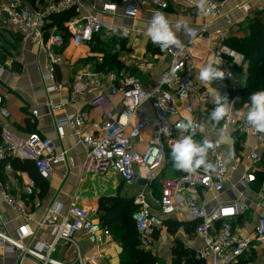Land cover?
<instances>
[{"label":"built area","instance_id":"obj_1","mask_svg":"<svg viewBox=\"0 0 264 264\" xmlns=\"http://www.w3.org/2000/svg\"><path fill=\"white\" fill-rule=\"evenodd\" d=\"M99 4L94 15L70 21L66 24L67 33L61 31L52 16L77 8V0H50L46 7L32 9L26 0H0V29L14 32L25 41L36 45L49 58L50 73L45 80H54V67L62 62L60 50L69 41L75 45L91 46L103 32H114L117 28L127 34L134 30L138 15L146 10L165 11L168 0H95ZM229 0H206L201 16L204 24L195 37L182 41V48H169L155 54L157 61L169 59L167 69L144 85L141 78L125 71L103 70L102 72H83L75 77L72 97L93 93L88 105L101 111L102 122L90 126L88 111L82 110L58 121L60 137L64 129L71 127L79 144L87 148L86 171L93 174H117L128 185L144 179L147 185L153 184L160 170L171 161V147L180 139L177 125L185 120L179 114L181 107L194 126L189 133L195 140L205 138L215 142L223 129L229 136L227 144H215L209 150L208 161L214 170L204 171L203 167L195 173L180 170L172 178L161 182V195L158 209L149 202L150 193L142 192L134 199L137 210L132 219L136 225L140 244L144 248L154 245L153 235L163 226V216L177 220L185 214L188 221L195 222L196 233L202 240V248L197 259L203 264H253L255 256L264 247V218L248 219L254 211L264 210V181L255 189L262 171L261 146L264 133L257 132L240 115L247 106L232 107L231 113L219 124H215L210 113L215 107L201 82H197L192 71L207 63V59L197 53V43L208 33L211 26L216 30L215 45L210 48L212 58H220L226 72L231 77L213 82L218 91L235 100L233 94L241 86L237 74L247 67L244 54L231 48L227 40L231 36L234 21L225 10ZM255 2V6L251 3ZM122 13L119 14V10ZM235 9L245 18L251 13H264L261 0H243ZM120 16L124 26L116 24L114 18ZM150 39V38H149ZM151 40V39H150ZM152 42V41H151ZM104 63L103 59H99ZM143 72L156 71L153 61L139 64ZM106 81V86L102 85ZM166 81V82H162ZM62 84L48 87L53 93L63 89ZM121 96L120 112L115 113L113 98ZM231 103V101H230ZM62 108L60 105L51 107ZM50 112V108H47ZM172 118H176L172 121ZM11 113L5 97L0 95V194L2 201L23 219L15 236L10 235L0 216V250L4 254L29 256L40 264H100L99 252H93L87 259L77 253L74 263L60 261L53 256L60 245L76 244V237L84 234L94 249H101L112 239L109 229L94 220L89 212L72 206L62 215V206H51L42 221L33 226L34 210L42 208L38 199L40 189L35 180L23 185L22 200L12 194L9 183L17 185L14 159L29 160L35 165L39 175L48 180L55 167L66 164L67 153L57 155L51 140L33 133L26 140H17L9 133ZM151 130L144 152L135 149L145 131ZM254 142V145L251 143ZM144 171V175L140 174ZM50 231V242L37 240L40 228Z\"/></svg>","mask_w":264,"mask_h":264},{"label":"crops","instance_id":"obj_2","mask_svg":"<svg viewBox=\"0 0 264 264\" xmlns=\"http://www.w3.org/2000/svg\"><path fill=\"white\" fill-rule=\"evenodd\" d=\"M242 1L229 0L226 4L225 10L230 12L234 21L231 36L228 38L227 43L244 40L249 37L251 34L250 27L257 18L261 17L264 22V13H251L248 18H245L241 12H238L235 7ZM261 1L264 3V0ZM26 2L32 9H37L46 7L50 3V0H37L35 5H32L28 0ZM77 2V8L70 10L76 12V17L71 21L94 15L100 9L99 4H96L95 0H77ZM168 2L170 7L165 11L159 12L164 13L173 25H181V31L177 35L179 39L186 42L190 37L184 33L183 25L187 23L189 28L199 31L204 24L201 10L197 7V0H168ZM255 4V2H252L251 6H255ZM155 12L158 11L146 10L141 12L138 15L134 30H131L126 36L123 35L124 32L120 28H117L114 32H103L96 37L94 45L87 46L89 50L87 54L79 51V47L82 45L75 46L69 39L67 46L63 50H60L62 62L54 67V80L50 82L45 80V76L50 73V70H48L49 58L47 54L33 43L25 42L20 35L0 29V95L5 97L6 106L11 113V119L8 124L9 133L17 140H26L31 134L38 133L53 142L57 155L67 153L66 164L55 167L51 178L48 180L39 175L32 161L12 160L15 177L18 179L17 185L9 183L10 188H12V194L22 200L24 198L23 185L30 179L35 180L40 189L38 199L42 202V208L34 210L35 212L31 217L33 219V226L42 221L47 210L54 204L62 206V215L66 214L72 206L82 207L89 212L94 220L102 224L105 223V210L108 211L109 209V206L104 210L100 207L105 199L119 198L122 201L125 200L134 209V199L142 192H149L151 194L149 202L152 204L153 209L157 210L161 195V182L163 179H166L164 176L170 174L173 177L180 171L173 166V162H170L167 166L162 167L163 169L159 172V178L151 185H147L146 181L142 178L139 182L128 185L120 176L114 173H90L86 171L87 148L78 143L71 127L64 129L65 136L63 138L60 137L57 128L58 121L82 110H86L89 113L90 126L88 127L102 122L101 111L88 105V102L93 97V93H85L76 99L72 97V87L78 74L83 72H102L106 69L125 71L139 76L144 85H150L153 80H156L167 69L169 59L161 61L153 59L152 57L162 52V50L144 34V26L150 21ZM121 13L122 9L119 10V14ZM114 20L118 24L122 21V18L117 16ZM67 23L54 24L61 31L67 33ZM119 25L121 27L124 26L123 22ZM215 30L216 27L211 26L208 33L204 34L199 43H197L198 55L203 56L205 60L207 59V62L213 59L209 50L215 45L216 36L213 35L211 39H209V36ZM115 33L127 41L125 52H127L129 59L125 58L121 60L120 66L122 70L110 67L107 64L108 57L105 54H98L94 51L97 43L99 41L102 42L106 37L114 40L116 38ZM71 49L74 50L70 54L71 59H68L65 54ZM77 51L80 54H76L78 57L76 60H73L74 53ZM101 58L103 59V64L99 62ZM151 61L157 66L156 71L143 72L138 68L140 67L139 64ZM220 67L226 70L225 66L220 65ZM247 70L248 64L245 69L237 74L239 86L243 85L242 80L245 81ZM198 73L199 70L195 69L192 71L195 80L200 83L197 78ZM101 83L106 86V81H102ZM57 84H62L64 86L63 89L53 93L47 92L48 87ZM120 101L121 96L113 98L115 113L120 112ZM54 105H60L62 108L53 110L51 107ZM47 108H50V112L47 111ZM150 136L151 130L149 129L144 132L143 141H139L135 145V149L139 152H144ZM251 143L254 145L252 140ZM261 146L263 148V163H261V160L259 163L260 168L262 164L264 165V143ZM15 164L20 165L21 169H16ZM140 174L143 176L144 171H141ZM258 188L259 185L257 184L255 189ZM122 191H125L124 195L121 194ZM110 208L111 210H115L112 207ZM0 216L6 231L10 235L15 236L16 230L23 219L2 201L1 194ZM108 217L112 219V224L116 227L111 229V241L101 247V249H94L88 243L87 237L84 234H80L76 237V244L69 246L60 245L53 257L60 261L74 263L77 260L78 252L83 259H87L93 252H99L101 256L100 264L126 263L128 256L122 247L120 240L121 232L118 230L121 218L119 215L112 214V212L108 213ZM261 217L264 218V210L254 211L253 215L249 216L248 219L252 221ZM163 220V226L153 235L154 245L147 249L139 244L138 249L150 253L156 259L155 264H174L175 255L173 251L177 244L180 243L183 250L188 254L187 258L182 260V264H186L185 262L188 260L203 264L202 261L197 259V253L202 248V240L196 233V223L188 221L185 214H181L177 220L163 216ZM171 230H174L175 233H172ZM113 235H115V238H113ZM37 237V240L43 242L51 241L50 231L44 227L37 231ZM254 259L253 264H264V247L263 250H259ZM0 264H40V262L29 256L19 257L17 254H4L0 250Z\"/></svg>","mask_w":264,"mask_h":264},{"label":"clouds","instance_id":"obj_3","mask_svg":"<svg viewBox=\"0 0 264 264\" xmlns=\"http://www.w3.org/2000/svg\"><path fill=\"white\" fill-rule=\"evenodd\" d=\"M206 0H197V7L203 11ZM145 36L158 45L161 50L169 48H182L183 43L178 38L177 33L181 31V25H173L169 18L162 12H155L150 21L144 26ZM184 33L191 37H195L196 33L193 29L183 25ZM123 35H127L126 32ZM224 62L220 58H214L199 68L198 80L206 89L208 95L212 98L215 107L210 113V118L215 124H219L232 111L235 100H229L227 96L222 95L213 82L221 81L225 77H231L230 72L223 70L220 65ZM166 82V81H162ZM239 99V98H237ZM231 101V103H230ZM250 103L247 105V111L241 112L240 115L245 119L246 123L252 126L257 132L264 133V90L256 91L249 97ZM194 126L191 117H186L184 121L177 125L181 132V137L171 147V159L173 166L177 170L188 173H195L202 168L204 171L214 170V165L208 161V153L213 149L215 144H227L229 142L228 134L222 129L217 136L215 142L209 138L197 141L189 133Z\"/></svg>","mask_w":264,"mask_h":264},{"label":"trees","instance_id":"obj_4","mask_svg":"<svg viewBox=\"0 0 264 264\" xmlns=\"http://www.w3.org/2000/svg\"><path fill=\"white\" fill-rule=\"evenodd\" d=\"M27 1V0H26ZM37 0H28L32 5H35ZM76 17L75 11H68L62 15L52 16V20L56 24H62L71 21ZM251 28V34L244 40L233 41L228 43V45L234 50L245 55L248 63L247 77L240 87V89L233 94L234 99H236V104L238 108L247 106L250 101L249 97L252 93L260 90H264V22L261 17L257 18ZM116 38L117 33H115ZM123 44H126L124 42ZM95 51V49H94ZM111 58H116L113 50L108 49L107 53ZM113 56V57H112ZM108 60V58H107ZM239 98V99H237ZM1 142V140H0ZM17 163V162H16ZM16 169H21L20 165L15 164ZM264 167V165H263ZM258 185L260 182L264 181V171L258 174ZM109 206L108 211L105 210V223H102L104 228H107L112 233L114 226L112 219L108 217V213L112 212L114 215H119L121 222L119 223L118 230L121 232L120 240L125 254L128 256V261L125 264H155L156 259L150 254L142 250H139V238L137 234L136 225L132 219L133 213L137 210L131 208V204L127 201L119 198L105 199L100 207L104 210ZM112 207L115 210H111ZM175 233L174 230H171ZM175 255L174 264H182V260L187 258L188 254L180 243L177 244L173 251ZM186 264H200L194 263L191 260L185 262Z\"/></svg>","mask_w":264,"mask_h":264},{"label":"rangeland","instance_id":"obj_5","mask_svg":"<svg viewBox=\"0 0 264 264\" xmlns=\"http://www.w3.org/2000/svg\"><path fill=\"white\" fill-rule=\"evenodd\" d=\"M124 42L127 43V41L123 40L121 37L115 38L114 40H111L110 37H106L102 42H98L97 46L95 47V52L98 54H105L108 57L107 60V64L110 67H113L114 69L117 70H122L120 63L121 60L128 58L129 56L127 55V52H125L126 50V44H123ZM108 49H111L114 51L116 58H111L110 55L106 54ZM74 49H71L70 51L66 52L65 56L68 59H71V53L73 52ZM79 51H81L84 54H87L89 52L88 47L87 46H81L79 47ZM76 54H80V52H76L74 53V57L72 58L73 60H76L78 56H76ZM113 57V56H112ZM131 60V59H130ZM242 83H244V81L242 80ZM178 111L179 114L183 117H187L186 113L184 112V110L181 107H178ZM176 118H172L171 120L174 121ZM264 143V140H262V144ZM263 163V159L262 162ZM261 168L263 169V164L261 165ZM166 178H172V176L170 174H168L167 176H164ZM125 191H122L121 194L124 195ZM132 192V191H131ZM113 238H115V235H113ZM125 264V263H124ZM141 264H144L141 262Z\"/></svg>","mask_w":264,"mask_h":264}]
</instances>
